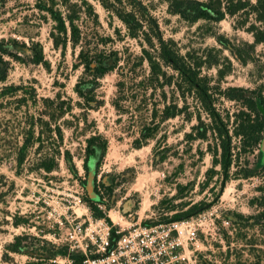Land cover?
<instances>
[{"label": "rangeland", "instance_id": "obj_1", "mask_svg": "<svg viewBox=\"0 0 264 264\" xmlns=\"http://www.w3.org/2000/svg\"><path fill=\"white\" fill-rule=\"evenodd\" d=\"M138 1L164 40L181 56L203 64L200 74L232 133L240 106L220 92L228 87L258 89L264 98V44L255 43L246 27L235 30L233 18L218 24L188 22L171 13L168 0ZM103 3L114 10L130 9L122 0L0 3V41L22 59H9L11 69L0 84V92L5 86L20 88L0 97V264H62L64 257L52 256L54 248H68L65 238H80L79 228L84 235L90 222L99 219L90 204L110 223V214L118 215L116 228L153 226L202 208L180 220L204 216L215 224L216 233L199 232L197 246L173 250L184 257L180 264H264V227L252 219L264 208V150L259 146L244 152L233 137L234 161L224 180L220 142L196 95L185 87L177 91V80L170 86L162 84V77L159 83L152 81L142 48L158 61L157 48L132 38ZM49 10L65 21L66 34L58 31ZM36 53L42 56L39 64L33 62ZM102 58L111 69L93 83L98 104L86 103L76 93L80 80L85 88L92 80L83 63ZM208 62L215 65L207 67ZM161 71L176 77L166 67ZM173 110L176 115L166 119ZM38 119L47 123L34 126V138L39 136L41 143L33 140L18 168V148ZM202 130L206 137L199 139ZM91 137L99 139L85 172ZM103 142L106 151L100 158ZM44 162L51 172L39 168ZM248 170L254 175L246 177ZM89 175L97 200L87 193ZM17 237L22 239L15 253L8 246Z\"/></svg>", "mask_w": 264, "mask_h": 264}, {"label": "trees", "instance_id": "obj_2", "mask_svg": "<svg viewBox=\"0 0 264 264\" xmlns=\"http://www.w3.org/2000/svg\"><path fill=\"white\" fill-rule=\"evenodd\" d=\"M3 0H0V3ZM125 1L129 10L125 7L121 10H114L112 4H102L104 8L111 9L116 13V16L120 21L126 26L129 34L132 38H141L143 46H147L148 49L157 48V59L156 61L145 48H142L145 60L148 62L150 68V77L154 82L160 81L162 77V84L170 86L173 84L174 80L178 82L174 83L176 85V90L179 91L185 87L187 92H193L202 110L208 115L212 122V131L216 135L220 142L221 149V162L220 166L224 173V180L227 179L228 170L231 163L234 161L232 155V138L235 137L239 139L241 143L242 150L245 152L247 149L249 151L260 146H262V141L264 139V98L262 92L258 89L249 90L242 87H228L220 92V96L228 101H233L239 104L240 109L236 114V127L231 133L228 129L227 123L222 119L221 114L216 108L215 96L211 92V88L206 78L202 77L200 74V69L203 64L198 63L195 60L189 58V56H181L175 48L168 41L164 40L159 32L158 25L154 19L150 16L149 12L145 6L138 0H122ZM168 7L171 13L178 15L183 20L188 22L206 21L218 24L225 20V18L230 17L234 20V29L246 27V31L251 34L255 43L264 44V0H168ZM53 20L57 23V29L60 33L66 34V23L58 14L52 10H49ZM73 37L76 35V28L72 25ZM220 44H228V40L225 38L217 37ZM9 59L22 61V59L10 48V46L3 40L0 41V84L7 80L9 71L11 69V64ZM42 61L41 53H36L34 55L33 62L39 64ZM96 64L90 61L84 62V72L92 76L90 85L85 88L86 84L81 86V80L76 86V93L83 98L86 103L97 101L93 97V92L95 87L93 83H96L98 79L102 78L111 68L110 66L104 65L103 58L98 59ZM95 65V66H94ZM207 67H213L215 64L208 62ZM168 68V70L175 73L174 76H167V72H162V68ZM85 81V80H82ZM87 81V80H86ZM166 81V83H164ZM85 83V82H84ZM20 88L18 86H5L1 92L0 97L5 95L16 94ZM175 110L173 112L166 114L164 117L169 119L174 117ZM200 119V118H199ZM40 123V127L47 123L38 119L36 122L32 121L29 128L27 129L26 136L18 148L16 163L17 167H21L28 149L33 145V140H38L41 143L39 136L34 138V126L36 123ZM44 123V124H43ZM49 131V130H48ZM56 132L58 137L61 138L59 129ZM199 139H204L206 137V130L198 132ZM98 137H91L87 140L86 156L83 163V168L85 172L89 170V160L95 156V147ZM41 145V144H39ZM41 146L37 150L41 149ZM106 144L103 142L101 144V156L105 154ZM99 163V160L97 164ZM51 167L47 162L41 163L39 165L40 169L46 172H51ZM246 177H251L254 175L253 170H248L244 174ZM90 209L92 214L96 218H105L104 213L99 210L97 206H92L90 204ZM202 208H193L191 214H186L182 216H177L174 220L178 221L182 218H186L189 215H193L202 211ZM254 220L253 224L260 225L264 227V208L252 217ZM106 220H110L106 217ZM168 222V221H167ZM20 221L15 219L14 225H19ZM21 239L17 237L15 242L10 244L9 250L17 253L20 251L19 246L21 245ZM52 256L56 257H69L72 259L73 264L82 261L83 256L80 254L68 252L67 246H61L54 248Z\"/></svg>", "mask_w": 264, "mask_h": 264}, {"label": "built area", "instance_id": "obj_3", "mask_svg": "<svg viewBox=\"0 0 264 264\" xmlns=\"http://www.w3.org/2000/svg\"><path fill=\"white\" fill-rule=\"evenodd\" d=\"M106 217L91 221L84 235L79 228L80 238H65L69 250L72 253L77 250L83 256L78 264H180L179 259L184 257L174 254L173 250H188L189 244L197 246L199 232L210 236L216 233L215 224L204 216L153 226L132 224L125 228L120 225L116 228ZM62 264H73V261L65 257Z\"/></svg>", "mask_w": 264, "mask_h": 264}, {"label": "water", "instance_id": "obj_4", "mask_svg": "<svg viewBox=\"0 0 264 264\" xmlns=\"http://www.w3.org/2000/svg\"><path fill=\"white\" fill-rule=\"evenodd\" d=\"M104 65H106V63H104ZM262 146L264 147V140L262 141ZM86 189H87V193H88V195L90 196L91 199H93V200H97L98 199L97 195L93 191L92 175H89Z\"/></svg>", "mask_w": 264, "mask_h": 264}, {"label": "bare ground", "instance_id": "obj_5", "mask_svg": "<svg viewBox=\"0 0 264 264\" xmlns=\"http://www.w3.org/2000/svg\"><path fill=\"white\" fill-rule=\"evenodd\" d=\"M109 217L111 218V220H112L113 222H117V221H120V220H121V218H119V216L116 215V214H114V213L110 214Z\"/></svg>", "mask_w": 264, "mask_h": 264}]
</instances>
